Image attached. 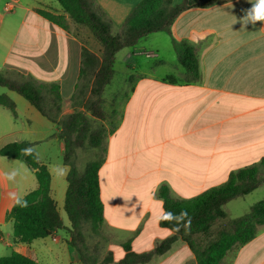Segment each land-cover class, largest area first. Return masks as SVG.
<instances>
[{
    "label": "crops",
    "instance_id": "1",
    "mask_svg": "<svg viewBox=\"0 0 264 264\" xmlns=\"http://www.w3.org/2000/svg\"><path fill=\"white\" fill-rule=\"evenodd\" d=\"M94 1L117 34L141 0ZM187 3L190 7L178 15L169 33L149 34L141 39L144 42L116 54L115 63L121 59L124 82L130 87L125 84L126 88L108 93L109 98L117 97L118 118L104 139L98 178L103 228L114 237L107 249L117 259L124 257L126 241L141 253L173 234L160 224L164 209L158 190L162 185L175 199H193L226 183L232 172L264 159V21L242 22L253 6L251 0L204 8L196 5L197 0ZM39 9L67 16L57 0H0V72L39 84H59L64 116L73 112L70 98L83 46L96 53L102 49L84 26L67 17L70 30H65L41 16ZM173 40L196 49L197 82L183 81ZM0 93L14 101L16 110L13 113L0 104V149L12 142L34 143L39 161L51 173V196L59 211V206L64 208L69 167L63 162V142L52 137L58 125L20 94L1 86ZM37 186L23 160L0 154V256L13 251L33 254L34 243L41 239L43 252L56 258L65 254L68 264H82L66 242L65 229L31 243L15 240L13 222L6 214ZM255 192L262 196L258 201L264 199V183L223 207ZM222 263L264 264V225L253 239L228 250ZM146 264L197 262L188 244L178 238L168 251Z\"/></svg>",
    "mask_w": 264,
    "mask_h": 264
},
{
    "label": "trees",
    "instance_id": "2",
    "mask_svg": "<svg viewBox=\"0 0 264 264\" xmlns=\"http://www.w3.org/2000/svg\"><path fill=\"white\" fill-rule=\"evenodd\" d=\"M57 1L67 16L43 9H39L38 13L65 30H70L69 17L74 23L88 28L101 46L100 55L83 46L79 76L71 96L74 106L82 104L93 117L101 120L105 118L102 94L115 74L117 52L135 46L149 34L169 33L178 15L190 7L187 0L180 4H173L172 0H141L126 18L120 31L114 34L112 22L94 0ZM229 1L233 0H197L196 5L204 8ZM173 45L183 68V81L197 82L200 72L196 49L185 41L173 40ZM169 80L173 81L172 78ZM0 86L23 96L49 121L58 125L59 130L52 137L63 142V162L69 167L64 210L70 226L65 227L51 196V173L47 165L39 161L34 143L12 142L0 149L3 156L23 160L33 171L38 183L36 189L19 198L6 214V219L13 222L15 240L31 243L65 229L67 244L79 253L82 263L87 264L82 250L85 247V231L88 228L98 233L104 220L98 178L102 159L89 161L84 171L79 172L75 166L76 150L84 147L85 143L92 148L100 147L107 132L104 128L90 130L82 111L62 117L61 87L57 83L39 84L32 79H12L0 73ZM0 104L16 112L15 103L7 94L0 93ZM262 167L264 159L232 172L223 185L189 200L175 199L168 186L162 185L158 190L164 209L160 224L173 234L159 241L153 249L141 253L134 252L130 241H126L122 243L124 257L114 261L112 253H109L104 263L146 264L155 256L164 254L181 238L194 253L197 264H223L222 259L228 250L253 239L258 228L264 225V199L254 203L244 215L230 220L229 229L220 231L205 247L199 245L196 237L209 232L217 220L226 218L224 204L249 194L264 183ZM169 213L172 214L171 219L166 218ZM0 264L39 263L33 257L13 251L0 256Z\"/></svg>",
    "mask_w": 264,
    "mask_h": 264
},
{
    "label": "rangeland",
    "instance_id": "3",
    "mask_svg": "<svg viewBox=\"0 0 264 264\" xmlns=\"http://www.w3.org/2000/svg\"><path fill=\"white\" fill-rule=\"evenodd\" d=\"M145 40L146 39H143L140 42H138L137 44L144 42ZM97 44H99V43L97 42ZM99 46H100V44H99ZM96 54L100 55V53H96ZM120 60L121 59H119V60L117 59L116 63L114 64L115 74H114L111 82L106 86V88L102 94V98L104 99V104L102 106V109L105 113L104 120L93 117L91 112L85 110L84 107L82 106V104H80L79 106H74L73 102L70 98L71 107L73 109L72 113H74L75 111L84 112V114L88 120L90 130H95L98 128H104L105 131L108 132V131L113 130V128L115 126V122L118 118V113L116 111V100H117L116 98L117 97L116 98H111V97L109 98V97H107L108 93L111 90L114 91L116 89H121L123 87L126 88L125 84H127V87H130V85H129L130 83H127L126 81L124 82L126 74H124L123 71H124L125 67L123 68L122 61H120ZM0 73H2L3 75H5L7 77L12 78V79H20L21 78V76L7 75L6 73H3V72H0ZM133 77H134V75H133ZM64 92L65 93L67 92V87H65ZM61 108H62V103H61ZM72 113H70V114H72ZM70 114L64 115L62 117H66ZM103 142H104V140H103ZM103 142H102L101 146L98 148H92L85 143L84 147L78 148L76 150L75 166L79 172L84 171L85 166L89 161L98 160V159L103 158V144H104ZM258 194H259L258 192H255L250 197L245 199L244 201L241 199L236 201V203H235L236 205H231V206L228 205L225 208L223 207L225 212H226V218L217 220L213 224V226L211 227L210 231L207 232L206 234L198 235L196 237V239H197L199 245L202 247H205L210 241L214 240L217 237V235L220 231L229 229V223H230V220H232V218L234 219V218L240 217L243 214L247 213L249 210L248 205H252L253 203L258 201L257 199H259V197H262L261 195L258 196ZM255 197H257V198H255ZM59 211L61 213L62 219L69 226L68 217H67L66 212L64 211V208L62 206H59ZM61 230L63 231V229H61ZM58 231H60V230H58ZM67 238H68V234H67ZM40 240L37 241V243H34V246L32 247L33 254L31 252H29L28 254H26V252H23V253L21 252V253L29 255L30 257H33L34 259H36V261L39 264H60V263L61 264H68V261H67V258L65 257V254H61V256H59V258H56V257L51 256L47 252H43L42 251L43 246L41 245V247H40V244H41ZM49 240H51V239H49ZM84 240H85V247L86 248L84 247V248H82V250H83L84 256L87 260V264H107V263H104V261L107 258V255L109 253H111L110 251H108L107 247H108V244H110L111 242L114 241V237L104 230L103 225L101 226L98 233H94L91 229L87 228L85 231V234H84ZM40 249H41V251H40ZM7 255H9V254H7ZM3 256H5V255H3ZM112 257H113L114 261L120 260V259H117V255L115 253L114 254L112 253ZM80 259H81V263H82L81 256H80ZM78 264H80V263H78Z\"/></svg>",
    "mask_w": 264,
    "mask_h": 264
},
{
    "label": "clouds",
    "instance_id": "4",
    "mask_svg": "<svg viewBox=\"0 0 264 264\" xmlns=\"http://www.w3.org/2000/svg\"><path fill=\"white\" fill-rule=\"evenodd\" d=\"M251 2L253 6L250 10L247 11L246 15L242 18V22L244 24L251 23L254 25L257 21H264V0H251ZM9 178H11V176ZM166 218L171 219L172 214H167Z\"/></svg>",
    "mask_w": 264,
    "mask_h": 264
}]
</instances>
